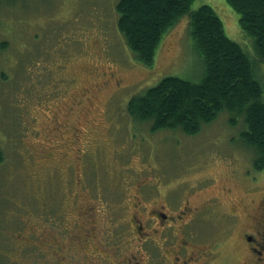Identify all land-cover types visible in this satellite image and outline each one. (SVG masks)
Here are the masks:
<instances>
[{"label": "rangeland", "instance_id": "374dc122", "mask_svg": "<svg viewBox=\"0 0 264 264\" xmlns=\"http://www.w3.org/2000/svg\"><path fill=\"white\" fill-rule=\"evenodd\" d=\"M118 1L0 2V264H114L136 250L134 202L164 201L151 196L155 183L181 205L237 213L233 224L201 219L195 241L206 252L219 244L218 264H241L242 233L255 231L264 198L243 118L231 124L223 111L195 135L133 119L134 96L168 76L200 80L204 59L185 16L152 66L138 61L117 29ZM207 4L227 36L252 51L239 13L226 0H195L192 9ZM258 72L264 83L263 63Z\"/></svg>", "mask_w": 264, "mask_h": 264}, {"label": "trees", "instance_id": "16d2710c", "mask_svg": "<svg viewBox=\"0 0 264 264\" xmlns=\"http://www.w3.org/2000/svg\"><path fill=\"white\" fill-rule=\"evenodd\" d=\"M226 1L239 13L242 30L253 39L250 52L227 36L211 5L192 9L195 0L117 2V29L138 61L152 66L164 34L185 16L194 46L204 59L200 80L165 77L134 96L127 110L133 119L150 122L153 131L179 130L186 135L199 133L223 111L233 115L231 124L243 118L241 138L255 152V168L264 170V83L258 72L260 63L264 64V0Z\"/></svg>", "mask_w": 264, "mask_h": 264}, {"label": "flooded vegetation", "instance_id": "af4514ba", "mask_svg": "<svg viewBox=\"0 0 264 264\" xmlns=\"http://www.w3.org/2000/svg\"><path fill=\"white\" fill-rule=\"evenodd\" d=\"M155 184L157 189L151 196L160 195L164 201L155 199V204L150 209H146L140 200L134 202L133 207L137 211L133 210L130 221L135 231L133 245L136 250L130 254L114 255V264H218L215 259L221 251L219 244L212 246L214 252H206L203 246H196L198 243L195 240L202 238L200 236L204 224L201 219L207 222L214 219L219 221L222 216L233 224L237 221L235 216L238 214L222 211L219 204L211 206L208 213L204 211V207H193L189 200L181 205L180 195L172 199L175 192L171 190V196L162 195L158 186L161 183ZM258 209L262 214L255 224V231L253 228L242 233L243 248L247 254L241 264H264V198ZM233 226L227 227L226 235ZM176 234H182L180 240H175ZM159 247L161 253H158ZM105 261L113 264L111 259ZM223 264H230V261Z\"/></svg>", "mask_w": 264, "mask_h": 264}, {"label": "bare ground", "instance_id": "6f19581e", "mask_svg": "<svg viewBox=\"0 0 264 264\" xmlns=\"http://www.w3.org/2000/svg\"><path fill=\"white\" fill-rule=\"evenodd\" d=\"M134 61V60H133ZM141 123V122H140ZM139 124V123H138ZM138 127V126H137Z\"/></svg>", "mask_w": 264, "mask_h": 264}]
</instances>
